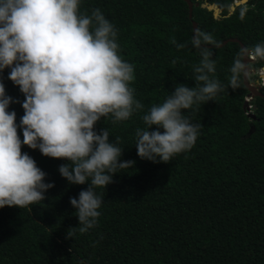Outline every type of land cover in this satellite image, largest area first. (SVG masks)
Segmentation results:
<instances>
[{
    "label": "trees",
    "instance_id": "obj_1",
    "mask_svg": "<svg viewBox=\"0 0 264 264\" xmlns=\"http://www.w3.org/2000/svg\"><path fill=\"white\" fill-rule=\"evenodd\" d=\"M191 1L190 18L185 0H81L82 13L99 8L115 26L119 54L134 65L130 86L143 110L116 124L110 116L102 118L94 129L99 134L107 128L110 142L119 137L120 160L134 164L118 169L106 188L95 189L103 198L98 224L81 234L69 198L78 199L88 184H69L61 177L58 168L68 161L23 146L22 152L46 173L45 183L54 187L37 205L0 208V264H264V98L254 97L247 109L242 75L239 88L229 87L230 68L241 52L237 42L213 49L211 78L225 91L214 101L182 110L193 124H201L193 148L167 164L137 155L136 130L146 127L143 115L162 104L176 85L196 86L193 66L201 57L190 44L192 20L220 43L230 37L247 48L264 42V0H249L233 12L235 0ZM207 2L217 4L218 16L202 6ZM173 37L187 46L177 50ZM248 65L253 69L249 80L256 81L264 60ZM8 74L5 69L0 75L6 95L19 101L8 109L16 112L19 125L24 96ZM260 91L264 94V86ZM18 133L22 140L19 128Z\"/></svg>",
    "mask_w": 264,
    "mask_h": 264
},
{
    "label": "clouds",
    "instance_id": "obj_2",
    "mask_svg": "<svg viewBox=\"0 0 264 264\" xmlns=\"http://www.w3.org/2000/svg\"><path fill=\"white\" fill-rule=\"evenodd\" d=\"M80 6L81 0H0V74L9 69L7 79L24 96L18 125L16 112L8 109L19 101L6 95L0 75V208L37 205L54 187L45 183L46 173L35 160L22 152L23 146L38 149L45 157L68 161L58 171L69 184H88L78 199L69 198L83 234L98 224L103 198L95 189L106 188L118 169L134 164L120 160V138L110 142L107 128L97 134L95 125L109 116L113 124L127 121L144 105L134 98L130 86L134 65L119 54L117 29L99 8L89 15ZM170 43L177 50L187 46L174 37ZM190 44L201 57L193 66L196 86L176 85L162 104L143 115L146 127L137 128L135 144L142 160L167 164L190 151L201 124H193L182 110L214 101L225 91L218 79L211 78L216 70L213 49L220 47V41L196 28ZM244 56L264 60V42L242 49L234 59L229 82L233 90L240 87L241 75L247 74ZM153 126L156 130L149 131ZM76 231L77 227L70 228L67 238Z\"/></svg>",
    "mask_w": 264,
    "mask_h": 264
},
{
    "label": "water",
    "instance_id": "obj_3",
    "mask_svg": "<svg viewBox=\"0 0 264 264\" xmlns=\"http://www.w3.org/2000/svg\"><path fill=\"white\" fill-rule=\"evenodd\" d=\"M241 1H243V2H241V3H245L247 0H241ZM185 2L187 3V5H188V9H189V17L191 18V12H192V7H193V3H192V1L191 0H185ZM237 2V1H236ZM235 2V3H236ZM238 3V2H237ZM195 5H198V3H196ZM236 5H238V4H236ZM202 6H206L209 10H212L213 11V13H214V16L216 17V16H218V14H219V12H220V8L217 6V4H215V3H209V2H207V3H204V4H202ZM233 9H234V7H233ZM231 13V12H230ZM229 12H228V14H230ZM191 23H192V29L194 30V29H196L197 28V23L194 21V20H192L191 21ZM227 42H237L238 44H239V46H240V48H241V50L242 49H244V48H247L238 38H236V37H230V38H227V39H224L221 43H220V47L221 46H223V45H225ZM208 47H210V45L208 46ZM253 47V46H252ZM252 47H250V48H248V49H251ZM242 59H243V62L245 63V71H246V75H244V74H242V79H243V83H244V85H245V87L247 88V90H248V94H247V96L248 97H250V99H253L254 97H257V96H260V97H263L264 98V94L260 91V89H261V86H260V84H258L257 82H250V80H249V76H250V74H251V72H252V70L249 68V63L253 60L250 56H244V57H242ZM263 69H264V66H263ZM248 102H249V100L248 99H245L244 100V103H243V107L244 108H249L248 107ZM249 117L250 118H254L255 116H254V114H251V115H249ZM252 130H253V127L251 126L250 128H249V131H248V133H251L252 132Z\"/></svg>",
    "mask_w": 264,
    "mask_h": 264
},
{
    "label": "rangeland",
    "instance_id": "obj_4",
    "mask_svg": "<svg viewBox=\"0 0 264 264\" xmlns=\"http://www.w3.org/2000/svg\"><path fill=\"white\" fill-rule=\"evenodd\" d=\"M253 71V70H252ZM257 73H258V75H259V77H260V82H258L260 85H261V87L262 86H264V69L263 68H261V69H257V71H256ZM252 73V72H251ZM253 82H257V81H253ZM251 106V104H250V102H249V104H248V107H250ZM249 109V108H248Z\"/></svg>",
    "mask_w": 264,
    "mask_h": 264
},
{
    "label": "bare ground",
    "instance_id": "obj_5",
    "mask_svg": "<svg viewBox=\"0 0 264 264\" xmlns=\"http://www.w3.org/2000/svg\"><path fill=\"white\" fill-rule=\"evenodd\" d=\"M245 1V0H244ZM238 2V1H237ZM234 3L232 6H231V11L233 10V7H234V5H236V4H240L241 2H243V1H241V2H238V3Z\"/></svg>",
    "mask_w": 264,
    "mask_h": 264
}]
</instances>
